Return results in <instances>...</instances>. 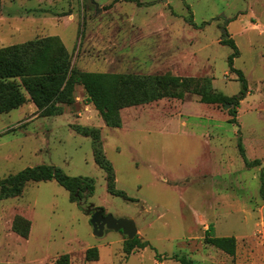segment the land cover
I'll use <instances>...</instances> for the list:
<instances>
[{
    "label": "rangeland",
    "instance_id": "1",
    "mask_svg": "<svg viewBox=\"0 0 264 264\" xmlns=\"http://www.w3.org/2000/svg\"><path fill=\"white\" fill-rule=\"evenodd\" d=\"M226 35L248 85L239 127L229 123V105L189 92L125 108L122 127L110 128L80 85L72 103L57 104L60 115L44 116L28 95L0 114V179L52 165L95 180L94 195L78 203L55 181L28 183L1 201L0 264H56L63 255L70 264H180L175 255L264 264V0H2L0 13V49L58 36L75 72L209 78L213 91L232 97L242 81L229 66ZM81 127L100 131L116 190L128 199L109 193ZM238 137L260 165H245ZM109 216L132 220L150 247L127 254L128 236L108 227ZM17 217L30 222L26 238L13 231ZM210 225L215 236L237 239L235 257L205 243ZM91 248L96 260L87 259Z\"/></svg>",
    "mask_w": 264,
    "mask_h": 264
},
{
    "label": "trees",
    "instance_id": "2",
    "mask_svg": "<svg viewBox=\"0 0 264 264\" xmlns=\"http://www.w3.org/2000/svg\"><path fill=\"white\" fill-rule=\"evenodd\" d=\"M129 1V0H114ZM2 0H0V13ZM223 44L233 49L229 57V66L238 74L242 81V89L237 96H226L212 90L209 78H181L172 75H135L103 72H75L70 67L69 54L62 40L50 36L28 41L0 49V114L10 113L19 109L27 102V95L32 103L42 111L44 116L61 114L57 104H70L73 101L74 89L83 87L90 103L99 112L107 127H122L121 111L125 108L151 104L166 98H184L186 93H195L206 104L228 105L231 118L230 124L237 125V109L240 101L248 92V85L243 73L234 68V59L240 51L232 38ZM85 136L93 138V150L97 165L107 174L108 191L110 194L128 199L124 191L115 187L116 174L114 166L102 149L100 131L90 128H78ZM241 131L239 130L238 133ZM238 149L245 165H260L259 160L250 161L246 155L242 137H238ZM260 195L264 201V178ZM55 181L68 191L71 202H80L92 197L95 192V180L90 177H72L61 168L52 165H39L26 168L16 174L0 179V202L22 195L28 183ZM13 231L23 238L29 236L30 222L17 217L13 223ZM205 243L221 250L231 257L236 256L237 239L234 236L217 237L214 226L210 225L205 233ZM150 247L148 241L138 237L127 239L125 251L131 254L135 249ZM98 249L87 251L88 260H96ZM180 264H196L186 256L173 257ZM56 264H70L68 255L60 257Z\"/></svg>",
    "mask_w": 264,
    "mask_h": 264
},
{
    "label": "water",
    "instance_id": "3",
    "mask_svg": "<svg viewBox=\"0 0 264 264\" xmlns=\"http://www.w3.org/2000/svg\"><path fill=\"white\" fill-rule=\"evenodd\" d=\"M229 38L230 37L226 35L222 38V40L224 41ZM107 222L109 228H113L116 231L122 230L123 233H125L128 236V239H133L137 233L135 223L132 220L129 219L114 220L112 216H109ZM98 232L99 231H96V234Z\"/></svg>",
    "mask_w": 264,
    "mask_h": 264
},
{
    "label": "crops",
    "instance_id": "4",
    "mask_svg": "<svg viewBox=\"0 0 264 264\" xmlns=\"http://www.w3.org/2000/svg\"><path fill=\"white\" fill-rule=\"evenodd\" d=\"M72 18V17H71ZM44 37H48V36H44ZM58 37V36H57ZM60 38V37H59ZM61 39V38H60ZM62 40V39H61ZM63 41V40H62ZM64 43V42H63Z\"/></svg>",
    "mask_w": 264,
    "mask_h": 264
}]
</instances>
